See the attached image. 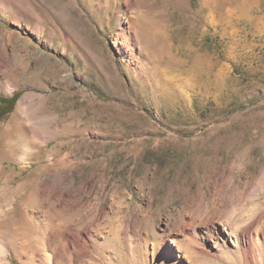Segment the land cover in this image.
Instances as JSON below:
<instances>
[{"label":"rangeland","instance_id":"374dc122","mask_svg":"<svg viewBox=\"0 0 264 264\" xmlns=\"http://www.w3.org/2000/svg\"><path fill=\"white\" fill-rule=\"evenodd\" d=\"M0 96L10 264H264V0H0Z\"/></svg>","mask_w":264,"mask_h":264},{"label":"bare ground","instance_id":"6f19581e","mask_svg":"<svg viewBox=\"0 0 264 264\" xmlns=\"http://www.w3.org/2000/svg\"><path fill=\"white\" fill-rule=\"evenodd\" d=\"M216 1V0H215ZM219 2V1H218ZM22 104H23V101L21 100L20 102H19V104H18V108L20 109V110H24V106H22ZM19 110V111H20ZM21 113V112H20ZM173 242H174V244L175 245H177V247L179 246V247H181V244L182 243H180V242H178V241H176V240H172ZM12 243V239H10V237H9V239H8V241H7V243H3V248H2V250L0 251V257H1V255H2V258H1V261H2V264H10V262L8 261V260H5L4 259V254L9 250V248H10V244ZM184 244H186V242L184 243ZM44 260H45V258H44ZM48 261V260H47ZM21 262H22V264H33V259L32 258H30V259H28V260H25V259H22L21 258Z\"/></svg>","mask_w":264,"mask_h":264},{"label":"trees","instance_id":"16d2710c","mask_svg":"<svg viewBox=\"0 0 264 264\" xmlns=\"http://www.w3.org/2000/svg\"><path fill=\"white\" fill-rule=\"evenodd\" d=\"M15 95H16V93L13 94V97L10 98V101H13L14 100ZM0 100H4L5 101L6 99L3 98V96H0ZM3 111L4 110L2 109V107H0V114L3 113Z\"/></svg>","mask_w":264,"mask_h":264}]
</instances>
